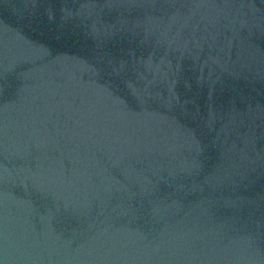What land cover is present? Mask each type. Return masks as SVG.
I'll return each instance as SVG.
<instances>
[{"label": "water", "instance_id": "obj_1", "mask_svg": "<svg viewBox=\"0 0 264 264\" xmlns=\"http://www.w3.org/2000/svg\"><path fill=\"white\" fill-rule=\"evenodd\" d=\"M0 264H264V0H0Z\"/></svg>", "mask_w": 264, "mask_h": 264}]
</instances>
